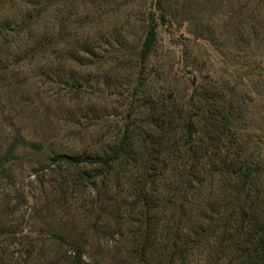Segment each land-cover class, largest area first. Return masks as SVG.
I'll use <instances>...</instances> for the list:
<instances>
[{
	"label": "rangeland",
	"instance_id": "374dc122",
	"mask_svg": "<svg viewBox=\"0 0 264 264\" xmlns=\"http://www.w3.org/2000/svg\"><path fill=\"white\" fill-rule=\"evenodd\" d=\"M263 233L264 0H0V264H264Z\"/></svg>",
	"mask_w": 264,
	"mask_h": 264
},
{
	"label": "trees",
	"instance_id": "16d2710c",
	"mask_svg": "<svg viewBox=\"0 0 264 264\" xmlns=\"http://www.w3.org/2000/svg\"><path fill=\"white\" fill-rule=\"evenodd\" d=\"M156 38H157L156 28L152 27L149 29L147 36H146V39L143 43V48H142V52H141V56H142L143 60H147V58L151 55V52H152V50L155 46V43H156ZM187 127L190 129L189 131H192V130L194 131L195 122H193V121L188 122ZM75 161H77V160H75ZM94 161H102L103 163L112 162L113 156H112V158L109 157V159L108 158H96ZM257 249H263L262 251L258 250L259 253L256 254L257 255L256 261H261V260H263V255H264V253H262L264 251V233L261 234L257 238ZM73 252H74V256L72 257L71 264H87L83 260L82 250H73Z\"/></svg>",
	"mask_w": 264,
	"mask_h": 264
}]
</instances>
